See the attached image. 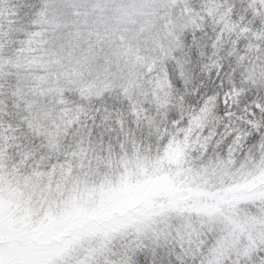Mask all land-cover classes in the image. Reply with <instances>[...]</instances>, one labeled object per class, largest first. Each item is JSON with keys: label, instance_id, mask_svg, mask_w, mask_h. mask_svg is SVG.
<instances>
[{"label": "snow or ice", "instance_id": "1", "mask_svg": "<svg viewBox=\"0 0 264 264\" xmlns=\"http://www.w3.org/2000/svg\"><path fill=\"white\" fill-rule=\"evenodd\" d=\"M0 264H264V0H0Z\"/></svg>", "mask_w": 264, "mask_h": 264}]
</instances>
